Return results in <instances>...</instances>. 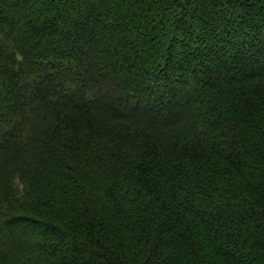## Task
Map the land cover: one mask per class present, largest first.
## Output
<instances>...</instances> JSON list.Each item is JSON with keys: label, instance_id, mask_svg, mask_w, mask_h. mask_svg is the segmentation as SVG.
<instances>
[{"label": "trees", "instance_id": "obj_1", "mask_svg": "<svg viewBox=\"0 0 264 264\" xmlns=\"http://www.w3.org/2000/svg\"><path fill=\"white\" fill-rule=\"evenodd\" d=\"M0 264H264V0H0Z\"/></svg>", "mask_w": 264, "mask_h": 264}]
</instances>
